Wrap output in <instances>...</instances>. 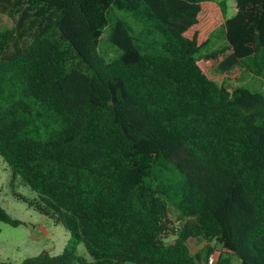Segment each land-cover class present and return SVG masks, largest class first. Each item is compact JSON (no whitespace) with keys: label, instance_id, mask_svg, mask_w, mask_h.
<instances>
[{"label":"trees","instance_id":"trees-1","mask_svg":"<svg viewBox=\"0 0 264 264\" xmlns=\"http://www.w3.org/2000/svg\"><path fill=\"white\" fill-rule=\"evenodd\" d=\"M235 1L0 0V157L69 232L20 264H264V92L234 83L264 86V0ZM111 8L137 27L116 18L105 59Z\"/></svg>","mask_w":264,"mask_h":264},{"label":"rangeland","instance_id":"rangeland-1","mask_svg":"<svg viewBox=\"0 0 264 264\" xmlns=\"http://www.w3.org/2000/svg\"><path fill=\"white\" fill-rule=\"evenodd\" d=\"M225 3V17L233 16L236 13V1L225 0ZM116 18H125L131 25L137 27V23L128 13L111 8L109 10L110 24L105 28L99 39V52L105 59H110L117 54V50L108 36L111 25ZM218 21L220 22L219 15ZM10 25L11 20L6 15L0 14V28L9 27ZM221 29L219 25L211 32V40L207 49L214 44L219 46L223 42L224 37ZM215 78L221 80L225 76L218 73ZM234 83H242L252 91L264 92L263 83L247 72H244L240 80H236ZM164 176L173 181L178 178L176 171L171 168L164 170ZM32 193L29 186L21 182L19 177H13L12 170L0 157V207L12 218L22 222L17 226H13L0 221V261L20 264L24 258L35 256L43 250L51 254H58L68 242L69 232L62 224H54L50 218L38 213L28 205L27 201L34 197ZM168 209L173 223L176 222L177 211L172 201H168ZM174 238L175 236L171 235L166 239V242L172 243ZM205 244L206 241L203 237H189L187 239L191 254L200 252ZM214 249V252L209 256V262L211 263L215 262L220 252L223 251V248L217 243L214 244ZM77 254L88 258L82 245L78 246ZM231 264H238V259L235 256H232Z\"/></svg>","mask_w":264,"mask_h":264},{"label":"crops","instance_id":"crops-1","mask_svg":"<svg viewBox=\"0 0 264 264\" xmlns=\"http://www.w3.org/2000/svg\"><path fill=\"white\" fill-rule=\"evenodd\" d=\"M211 4H212L211 9H212V10H215L214 7H213V5L215 6L216 3H211ZM236 11H237V7H236ZM221 23H222V21H220L219 25H221ZM224 42H225V41H224V39H223V42H222L220 45H222ZM220 45H219V46H220ZM219 46H215V44H214V45L212 46V48H213V47H219ZM255 78H256V77H255ZM257 79L260 80V81L262 82L261 79H259V78H257Z\"/></svg>","mask_w":264,"mask_h":264}]
</instances>
